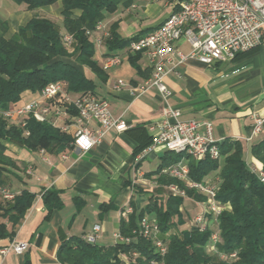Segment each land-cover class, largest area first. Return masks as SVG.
I'll return each mask as SVG.
<instances>
[{
  "label": "crops",
  "instance_id": "1",
  "mask_svg": "<svg viewBox=\"0 0 264 264\" xmlns=\"http://www.w3.org/2000/svg\"><path fill=\"white\" fill-rule=\"evenodd\" d=\"M51 7H44L49 9L48 16L59 17L63 22L62 6L58 10ZM139 8L133 3L127 9ZM143 8L151 20L148 25L105 20L107 32L110 33L113 23L119 22L118 34L122 38L132 39L153 31L171 12L165 2L153 0ZM32 19L33 12L9 0H0V21L9 26L7 38L14 36L19 27ZM58 25L65 33L62 24ZM175 48L186 54L191 50L185 39L178 41ZM113 56H120L122 64L106 71L105 81L91 72L92 77L87 68L75 65L87 77L95 80L96 96L107 100L112 115L124 120L131 127L130 130L124 133L108 131L104 140L86 153L73 148L65 153L51 154L8 144V155L17 163V168L8 175V189L15 195L28 190L36 197L17 227L14 239L28 242L29 250L23 255L13 252L0 255V264H62L58 260L62 234L68 238L84 237L96 225L101 226L97 244L113 246L118 242L117 235L120 234L123 219H127L134 210L138 213L143 210L152 197L159 195L165 201L171 194L168 186L160 185L159 176L150 177L161 166L167 151H149L151 145L140 151L150 141L148 126L160 118L166 105L156 88L137 96V89L153 72L148 58L141 55L133 64L131 57L137 54L130 52L128 47L112 52L105 42L97 46L95 59L102 68L105 61ZM120 81L126 85L116 88ZM165 83L171 93L167 103L182 111V120L210 122L219 144L227 140L239 141L244 147L248 168L263 169L261 162L252 154V146L264 140V131L258 136L253 135V115L264 118V47L238 55L231 62H218L212 66L189 60L178 64L168 74ZM36 96L25 93L18 104ZM57 124L61 125V121ZM91 127L96 128V124L92 123ZM201 132L204 130L201 129ZM205 182L218 185V174L212 173ZM47 190L60 193L63 202L60 210L52 213L47 210L43 201V194ZM159 191L162 193L158 194ZM186 201L204 208V203L192 198L186 197L184 204ZM128 208L132 210L129 214ZM181 211L185 218H189L184 205ZM11 242L1 240L0 250Z\"/></svg>",
  "mask_w": 264,
  "mask_h": 264
},
{
  "label": "trees",
  "instance_id": "2",
  "mask_svg": "<svg viewBox=\"0 0 264 264\" xmlns=\"http://www.w3.org/2000/svg\"><path fill=\"white\" fill-rule=\"evenodd\" d=\"M12 1L24 5L30 12L58 2ZM121 2L125 8L133 4V0H62L65 33L56 22L33 17L25 26L19 27L14 36L7 38L8 23L0 21V109L5 111L11 104L20 102L25 93L38 94L49 84L60 81L67 84L72 96L96 95L95 80L87 77L75 64L87 68L102 81L107 79L106 71L95 59L97 45L90 33L99 22L118 12ZM118 27L119 22L113 23L105 40L112 52L127 48L133 40L145 35L125 39L118 34ZM66 34L74 38L71 47L64 43ZM141 55L131 57V62L135 64ZM72 115L76 112L72 111ZM72 142L71 135L33 117L26 119L24 128L0 118V187L8 188V175L17 168V163L8 155V144L34 152L61 154L73 149ZM151 144L152 136L140 151ZM244 153L242 144L231 140L220 144L219 160L210 157L195 160L185 153L167 151L159 169L150 175L159 176L161 186L177 185L187 197L205 203L207 197L204 194L188 188L185 182L163 171L185 161L190 179L197 183H206L209 175L219 171L217 199L230 205L231 210L222 212L217 221L208 215L209 224L205 230L196 225L181 230L187 223L181 211L185 197L171 193L164 201L156 195L139 213L134 210L122 220L119 230L122 241L106 247L90 244L83 237L68 238L62 234L58 260L62 264H264V184L248 168ZM252 154L264 170V140L252 146ZM35 197L30 191L23 190L13 201H5L0 194V241H14L16 229L32 207ZM43 201L49 213L63 207L60 193L55 190L45 191ZM145 218L158 224L160 237L168 243L164 257L157 252L152 241L141 235V222ZM217 230L221 237L218 252H236L238 258L235 261L221 260L216 253L209 251L212 235Z\"/></svg>",
  "mask_w": 264,
  "mask_h": 264
},
{
  "label": "built area",
  "instance_id": "3",
  "mask_svg": "<svg viewBox=\"0 0 264 264\" xmlns=\"http://www.w3.org/2000/svg\"><path fill=\"white\" fill-rule=\"evenodd\" d=\"M153 1L165 2L171 9L170 14L160 26L133 40L128 46L130 52L146 56L153 70L151 77L137 89V96L156 88L166 104L160 118L148 126L152 136L149 151L164 149L176 154L185 153L195 160L206 157L219 160L220 144L214 137L213 125L210 122L182 120V111L167 103L171 93L165 79L178 64L189 60L212 66L218 62H231L240 54L264 47V0ZM90 34L97 46H101L110 35L104 22H99ZM181 39H185L191 46L187 54L175 48V44ZM73 42V36L64 35V43L68 47ZM121 64L122 58L113 56L105 61L103 69L108 71ZM125 85V82L120 81L116 88ZM72 111L76 115H72ZM29 117L40 123H49L71 135L73 148L81 153H86L100 144L108 131L124 133L131 128L124 120L112 115L107 100L92 93L73 98L68 92L67 84L61 81L49 84L32 100L15 103L5 111L0 109V118L22 128L26 126V119ZM253 119V135L258 136L264 131V118L254 114ZM58 121H61V125L57 124ZM92 123L96 124V128L91 127ZM251 171L264 184V170L252 168ZM165 173L207 197L203 213L194 220V225L202 230L209 224L208 215H212L217 221L222 212L231 210L230 205L218 201L219 186L192 181L189 167L183 161L170 166ZM168 189L175 196L187 197L186 192L177 185L168 186ZM0 194L5 201H13L16 196L4 187H0ZM131 212V208H128L127 214ZM100 232L101 226L96 225L83 239L90 244H96ZM141 235L152 241L162 257L166 255L168 243L160 237V228L155 221L145 218L141 222ZM117 239L123 240L120 234ZM220 242L221 237L217 230L212 235L209 251L216 253L221 260L235 261L238 258L236 252H218L217 245ZM29 248L28 242L13 241L0 250V255L5 256L10 252L23 255Z\"/></svg>",
  "mask_w": 264,
  "mask_h": 264
},
{
  "label": "rangeland",
  "instance_id": "4",
  "mask_svg": "<svg viewBox=\"0 0 264 264\" xmlns=\"http://www.w3.org/2000/svg\"><path fill=\"white\" fill-rule=\"evenodd\" d=\"M9 1L13 2L12 0H9ZM124 1H127V0H124ZM147 2H150V0H133V3L139 5L140 8L139 9H131V10H128L127 8H125L123 6V2H121L118 12L114 15H109L106 20H107V22H113V21H117V20H122L124 22H132L133 21L135 23H142L144 25H148V23L151 20L149 19V16H148L146 9L143 8V6ZM14 4L16 5V3H14ZM19 6H20V8L25 9L24 5H19ZM61 6H62V0H58V2L51 7V9L52 10H58L61 8ZM48 10H49L48 8H41V9L35 10V11H33V17H41V18L51 19L52 21H54L60 25L62 24V28H63V22L59 20V17L51 18L50 16H48ZM90 74H91V72H90ZM91 76L94 77L93 74H91ZM147 170H148V168H147ZM218 173H219V171L214 172L213 174L216 175ZM184 207H185L186 212L189 215V218H185L187 223H188V226L185 225V226L181 227V230L191 228L196 216L200 215L204 211L203 206L193 204L190 201H186L184 204ZM213 225L214 224H212V226Z\"/></svg>",
  "mask_w": 264,
  "mask_h": 264
}]
</instances>
